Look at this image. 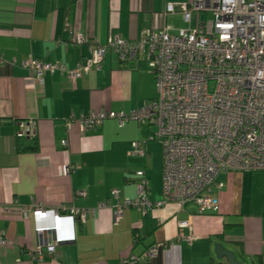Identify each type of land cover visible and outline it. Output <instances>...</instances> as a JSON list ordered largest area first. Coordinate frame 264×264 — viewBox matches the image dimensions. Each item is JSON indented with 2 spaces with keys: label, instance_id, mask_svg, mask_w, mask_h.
Listing matches in <instances>:
<instances>
[{
  "label": "crops",
  "instance_id": "0c3cea01",
  "mask_svg": "<svg viewBox=\"0 0 264 264\" xmlns=\"http://www.w3.org/2000/svg\"><path fill=\"white\" fill-rule=\"evenodd\" d=\"M192 2L0 0V232L8 243L0 247V264H223L215 254L219 245L238 263L264 264L262 174L222 173L203 193L201 207L131 208L115 221L112 194L119 193L121 203L136 201L138 173L145 175L153 203L162 202L163 145L152 138L148 124L120 128L107 121L82 132L79 125L68 129L67 121L77 113L129 114L144 108L155 87L148 52L128 69L107 55L101 71L77 82L56 73L42 85L22 67L33 58L77 69L91 59L92 49L75 45L76 37L109 45L117 38L140 43L149 30H185L179 9ZM167 5L177 14L166 16ZM29 123L35 138L19 140L20 125ZM134 142L145 157L134 155ZM100 202L108 207L98 210ZM33 205L47 210L73 205L95 215L78 226L75 243L38 261L31 258L38 236L21 214ZM183 223L189 227L181 228ZM180 236L193 242H178ZM158 244L165 245L159 257L147 259V250Z\"/></svg>",
  "mask_w": 264,
  "mask_h": 264
},
{
  "label": "built area",
  "instance_id": "2783aa9c",
  "mask_svg": "<svg viewBox=\"0 0 264 264\" xmlns=\"http://www.w3.org/2000/svg\"><path fill=\"white\" fill-rule=\"evenodd\" d=\"M165 12L166 16L177 14L173 5H167ZM179 12L188 24L193 14L212 15L213 21L199 20L196 31L149 30L142 42L134 44L117 38L100 45L76 37L74 44L89 46L92 57L72 71L33 58L22 64L42 85L47 75L56 73L77 82L93 70L101 71L107 55L127 62L148 51L155 87L144 108L129 114L101 112L78 118L82 132L96 130L109 120L117 121L120 128L129 123L148 124L153 139L163 145L162 202L153 203L145 175L138 173L142 181L137 184L136 201L121 203L119 193L112 194L117 201L116 222L131 208L161 209L169 203L201 207L203 193L216 185L222 173L264 176V0H193ZM76 121L73 115L68 129ZM17 137L35 138L34 123L20 125ZM132 146L134 155L145 157L140 143ZM72 171L66 168L68 174ZM107 207V202H100L98 210ZM21 214L32 221L39 240L31 258L42 261L53 257L62 245L75 243L78 226L94 216L95 210L73 205L47 210L33 205ZM183 241L192 243L193 239L180 236L178 242ZM7 244L0 232V247ZM164 246L150 248L147 259L159 257Z\"/></svg>",
  "mask_w": 264,
  "mask_h": 264
},
{
  "label": "rangeland",
  "instance_id": "374dc122",
  "mask_svg": "<svg viewBox=\"0 0 264 264\" xmlns=\"http://www.w3.org/2000/svg\"><path fill=\"white\" fill-rule=\"evenodd\" d=\"M200 18H201V23H205L206 21H208V22H212L213 21V16L212 15H209L208 17H206V15L203 14L201 17L200 16L198 17V14H193L192 19H191L192 23H190V25L188 23L185 25L182 22L183 21L182 20L181 21L182 22V26H185L186 29L191 28L190 30L196 31L198 29V26H199ZM175 31H178V30H175ZM146 52H148V51H146ZM142 54H144V53H141V58L144 57V55H142ZM150 69H151V67H150ZM249 264H251V263H249Z\"/></svg>",
  "mask_w": 264,
  "mask_h": 264
},
{
  "label": "water",
  "instance_id": "95a60500",
  "mask_svg": "<svg viewBox=\"0 0 264 264\" xmlns=\"http://www.w3.org/2000/svg\"><path fill=\"white\" fill-rule=\"evenodd\" d=\"M215 254L219 261H225L226 264H242L237 262V258L233 253L225 251L220 245L216 247Z\"/></svg>",
  "mask_w": 264,
  "mask_h": 264
},
{
  "label": "trees",
  "instance_id": "16d2710c",
  "mask_svg": "<svg viewBox=\"0 0 264 264\" xmlns=\"http://www.w3.org/2000/svg\"><path fill=\"white\" fill-rule=\"evenodd\" d=\"M129 44H134V43H129ZM138 60V59H137ZM137 60H135V61H127V62H118L122 67H124V68H129L130 66H132V65H134V63L137 61ZM92 72H98V71H96V70H93ZM91 72V73H92ZM90 74V73H89ZM89 74H85V75H89ZM48 76V75H47ZM84 76V75H83ZM80 80V79H79ZM101 112H107V113H111V111H101ZM101 112H99V113H101ZM99 113H90V114H87V115H82V114H79V113H77V114H75V116H76V118H77V121L75 122V123H73V125H79V123H78V118H80V117H82V116H89V115H91V114H99ZM114 113V112H113ZM109 121H112V120H109ZM107 122V121H106ZM105 122V123H106ZM115 122H117V121H115ZM118 123V122H117ZM130 124V123H129ZM104 125V124H103ZM102 125V126H103ZM101 126V127H102ZM100 127V128H101ZM153 138V137H152ZM19 140H23V139H19ZM134 143H136V142H134ZM133 143V144H134ZM132 144V145H133ZM133 147V146H132ZM134 150V149H133ZM141 181H142V179H141ZM140 183V182H139ZM162 185H163V182H162ZM163 187V186H162ZM162 195H163V188H162ZM148 251V250H147ZM224 262V263H223ZM222 263L223 264H226L225 263V261H222Z\"/></svg>",
  "mask_w": 264,
  "mask_h": 264
}]
</instances>
